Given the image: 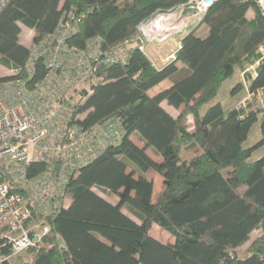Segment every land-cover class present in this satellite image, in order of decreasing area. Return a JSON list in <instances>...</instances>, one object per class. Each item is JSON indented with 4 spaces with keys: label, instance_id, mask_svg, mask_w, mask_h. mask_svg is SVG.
<instances>
[{
    "label": "trees",
    "instance_id": "1",
    "mask_svg": "<svg viewBox=\"0 0 264 264\" xmlns=\"http://www.w3.org/2000/svg\"><path fill=\"white\" fill-rule=\"evenodd\" d=\"M189 1L9 0L1 11L0 66L17 75L0 82H40L59 40L64 48L57 54L66 62L75 51L96 53L88 63L90 75L68 100L71 123L82 130L108 120L120 124L119 140L68 172L47 212L33 211L49 232L39 249L26 251L30 260L19 264H263L264 154L249 159L264 149V117L235 106L223 110L220 104L202 110L235 69L259 58L264 15L255 0H219L200 21L206 34L188 31L176 59L157 68L138 49L140 27ZM23 29L32 33L31 45H24ZM255 75L246 76L250 89L264 86V65ZM164 81L171 87L149 94ZM257 121L261 139L245 149ZM49 170L59 174L56 158L30 163L26 175ZM155 176L161 183L156 193ZM152 224L173 243L153 238ZM254 231L260 235L243 250ZM14 258L10 243L1 239L0 264H12Z\"/></svg>",
    "mask_w": 264,
    "mask_h": 264
},
{
    "label": "built area",
    "instance_id": "2",
    "mask_svg": "<svg viewBox=\"0 0 264 264\" xmlns=\"http://www.w3.org/2000/svg\"><path fill=\"white\" fill-rule=\"evenodd\" d=\"M218 1L190 0L170 12L159 14L140 27L138 49L147 55L149 45H160L171 37L185 34L190 25L199 23ZM8 2L0 0V13ZM254 3L264 15V0ZM27 39L31 45V32ZM61 44L58 40L54 45V54L47 60L48 73L40 82L28 84L29 81L20 78L0 82V240L10 243L13 257L41 247L49 228L34 220L33 211L50 209L67 173L92 161L108 143L120 138L117 121L108 120L87 130L71 123L73 111L68 100L90 75L88 63L96 60V53L86 55L75 51L69 54L66 62L57 54L64 48ZM180 48L179 41L164 60V65L176 59ZM32 53L36 54L35 51ZM258 54L259 58L249 70L252 79L257 67L264 65V40ZM31 69L27 66L26 72L30 74ZM9 72V77H16V70ZM235 109L264 117V86L247 87ZM54 158L60 162L59 174L49 170L34 178L27 177L26 168L30 163H51ZM13 190H20L25 195Z\"/></svg>",
    "mask_w": 264,
    "mask_h": 264
},
{
    "label": "rangeland",
    "instance_id": "3",
    "mask_svg": "<svg viewBox=\"0 0 264 264\" xmlns=\"http://www.w3.org/2000/svg\"><path fill=\"white\" fill-rule=\"evenodd\" d=\"M252 17V13L250 12L248 14V18ZM189 29L194 30L196 29L197 33L199 36H204L206 34L207 28L206 26L202 25L200 22L198 23H194L192 25H190ZM189 31V30H188ZM28 31L26 29H23L21 37L23 39V42H27L28 43ZM176 38V36L169 38L167 41H165L163 44L160 45H149L147 47V55L149 56L150 59H152L153 64L156 66H162L165 64L164 60L166 59V57L175 49L176 44L179 42H177V40L175 41L174 39ZM175 41L174 44V48L173 50H171L164 58L160 59V61L158 62V60H154L152 55H150L151 52V47H161L163 46L165 43L170 42V41ZM150 47V48H149ZM153 53V52H151ZM253 63H245L243 65L242 68H237L235 69V73L234 75L228 79L227 81H225V83L222 85L217 97L210 102L208 105H206L203 110H202V114H204L206 112V110L208 108H210L213 105L216 104H220L221 107L223 108V110H227L228 108L234 107L237 102L243 97V95L245 94L247 87L249 86V82L246 79V76L249 75V70H251L250 68L253 67ZM10 72L9 70H7L6 68L0 66V78H5V77H9ZM165 84L166 83H162L159 84L158 86H156L155 88H153L152 90L149 91V94L152 95L155 92H159L161 90H163L165 88ZM239 86V88H237ZM83 117V116H81ZM80 117V118H81ZM188 127L191 129L193 126V120L191 117L188 118V122H187ZM261 139V132H260V121H257L255 124H253V126L250 128L248 136H247V140L246 142L243 144V147L245 149L247 148H251L253 146H255ZM130 140L138 145L139 147L141 146L140 143L138 142V140L135 137H131ZM151 154V153H150ZM264 154V149L263 148H259L257 150H255L250 157V161L254 162L257 159H259L262 155ZM155 179L157 180V182L154 184V193L158 192L160 190V179L159 177L155 176ZM101 197L106 198L109 201L114 202V198L109 197V196H105L104 194H102L101 192H97ZM68 201L65 202V206L68 205ZM124 213H126L127 215H129V213L124 210ZM131 216V215H129ZM132 217V216H131ZM258 233L256 231H254V233L251 236V241L254 239V237L257 235ZM150 235L157 239L158 241L162 242V243H172L173 242V238L164 230H162L160 227H158L156 224H152L151 225V229H150ZM249 241L247 243V246L250 244ZM59 243H61L59 241ZM244 250V249H243ZM32 257V255H30L29 252H24L21 255L17 256L14 258V260H12V264H19L20 260H30V258Z\"/></svg>",
    "mask_w": 264,
    "mask_h": 264
},
{
    "label": "crops",
    "instance_id": "4",
    "mask_svg": "<svg viewBox=\"0 0 264 264\" xmlns=\"http://www.w3.org/2000/svg\"><path fill=\"white\" fill-rule=\"evenodd\" d=\"M250 12H248L247 13V18H248V14H249ZM252 17H253V15H252ZM251 17V18H252ZM251 18H249V19H251ZM189 31L191 30V29H188ZM188 30H187V32L185 33V34H187L188 33ZM28 33H29V31H28ZM185 34H183V35H178V36H176V38L174 39L175 41L177 40V42L178 41H181V39L183 38V36L185 35ZM170 41V42H167V43H165L163 46H161V47H151V52H153V53H151L150 52V55H152V57H153V59L154 60H158V62L160 61V59H162V58H164L171 50H173V48H174V44H175V41ZM27 44V42H24V45H26ZM150 48V47H149ZM147 57L149 58V56L147 55ZM150 59V58H149ZM151 60V62L153 63V61H152V59H150ZM156 66V65H155ZM157 68H159V67H161V66H156ZM162 83H166L165 84V88L163 89V90H166V89H168L169 87H171V83L169 82V81H164V82H162ZM161 83V84H162ZM163 90H161V91H163ZM161 91H159V92H161ZM159 92H155L154 94H152V96L153 95H155V94H157V93H159ZM161 107L169 114V115H171L172 117H175L176 116V112H175V110L172 108V107H169L165 102H162L161 103ZM136 145V144H135ZM138 146V145H137ZM139 147V146H138ZM146 154L152 159V160H154V161H157L158 162V159L151 153L150 154V152L149 151H147L146 152ZM112 202V201H111ZM112 203H114V202H112ZM130 218L131 219H133L136 223H139L135 218H133V217H131L130 216ZM258 234L254 237V239L256 238V237H258L259 235H260V231H256ZM254 233V232H253ZM252 233V234H253ZM252 234H251V236H252ZM253 239V240H254ZM157 240V239H156ZM251 241V240H250ZM173 243V242H172ZM247 247V244L242 248V249H245Z\"/></svg>",
    "mask_w": 264,
    "mask_h": 264
}]
</instances>
